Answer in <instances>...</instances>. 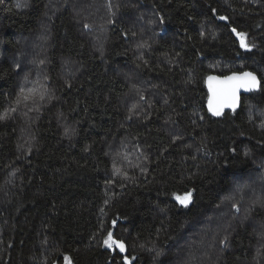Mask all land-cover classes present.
Wrapping results in <instances>:
<instances>
[{"label": "trees", "instance_id": "16d2710c", "mask_svg": "<svg viewBox=\"0 0 264 264\" xmlns=\"http://www.w3.org/2000/svg\"><path fill=\"white\" fill-rule=\"evenodd\" d=\"M105 1L98 45L99 0H0V116L36 33L55 95L0 118V264H173L194 232L180 264H264V0ZM243 71L260 89L211 117L205 79Z\"/></svg>", "mask_w": 264, "mask_h": 264}, {"label": "rangeland", "instance_id": "374dc122", "mask_svg": "<svg viewBox=\"0 0 264 264\" xmlns=\"http://www.w3.org/2000/svg\"><path fill=\"white\" fill-rule=\"evenodd\" d=\"M106 12V17L99 16L91 8H80L79 16L86 15L81 18L84 31L92 33L91 37L99 45L101 44V37L104 35V29L112 23L113 19L109 18L108 4L105 0H99ZM59 0H57V3ZM141 22L143 20L141 19ZM150 28V27H149ZM99 32V33H98ZM144 33L140 37L144 36ZM102 34V35H101ZM29 39V37H28ZM24 39L21 49L18 53L10 57L16 74V84L14 87L13 99L11 104L7 107L4 113L0 116L2 119L21 125V130L24 126L34 124L37 121L39 114L42 113L45 105H48L54 100V90L51 84L47 82L48 76L45 75V55L42 57L44 47H38V43H44L42 36L39 37L37 33L29 40ZM4 51H1V56ZM64 75H73L74 69L67 68L63 70ZM138 87V86H137ZM137 87L135 89H137ZM138 93L140 97L148 100L146 89L144 86H139ZM27 140L24 132L20 134V141ZM183 235V236H182ZM108 238V237H107ZM197 240L195 232L193 234L182 233L175 248V259L173 264H180L186 260L187 253L191 252L194 247V241ZM107 248H113L112 244L103 243ZM65 264H69L66 261ZM171 264V263H170Z\"/></svg>", "mask_w": 264, "mask_h": 264}, {"label": "water", "instance_id": "95a60500", "mask_svg": "<svg viewBox=\"0 0 264 264\" xmlns=\"http://www.w3.org/2000/svg\"><path fill=\"white\" fill-rule=\"evenodd\" d=\"M250 73L255 77V83L251 81V77H244L243 74ZM238 77V80L228 81L227 77ZM240 84L236 88L235 103L233 104L227 96V90L233 85ZM261 81L259 77L250 71L231 73L227 76L211 75L205 79V88L207 91L206 110L213 118H220L226 112H236L240 109L242 97L257 92L260 89ZM219 112V115L216 112Z\"/></svg>", "mask_w": 264, "mask_h": 264}, {"label": "snow or ice", "instance_id": "6c2138e0", "mask_svg": "<svg viewBox=\"0 0 264 264\" xmlns=\"http://www.w3.org/2000/svg\"><path fill=\"white\" fill-rule=\"evenodd\" d=\"M235 31V30H233ZM241 36V40L243 42V37H244V34L243 33H240L238 34ZM246 46V45H244ZM244 77H251V81L252 83L254 84L255 83V77H252L250 73H245L243 74ZM239 78L238 77H227L226 80L228 81H233V80H238ZM241 85L240 84H235L233 85L230 89L227 90V96L228 98L231 100V102L234 104L235 103V92H236V88L240 87ZM217 115H219V112L217 111L216 112ZM191 198V193H186L183 197H177V199L179 200V202L182 204V205H185L187 206V203L189 202ZM105 243L108 244L109 246H111L112 244H116L121 250L124 249V244L123 242H120V241H114L112 240V234L109 233V236L108 238L105 240Z\"/></svg>", "mask_w": 264, "mask_h": 264}]
</instances>
